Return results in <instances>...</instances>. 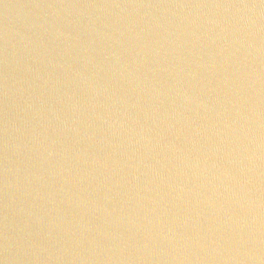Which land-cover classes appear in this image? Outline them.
Here are the masks:
<instances>
[{
	"label": "water",
	"instance_id": "obj_1",
	"mask_svg": "<svg viewBox=\"0 0 264 264\" xmlns=\"http://www.w3.org/2000/svg\"><path fill=\"white\" fill-rule=\"evenodd\" d=\"M0 264H264V0H0Z\"/></svg>",
	"mask_w": 264,
	"mask_h": 264
}]
</instances>
